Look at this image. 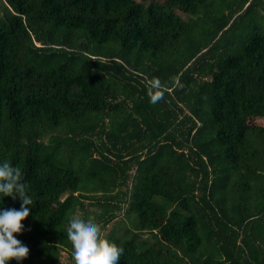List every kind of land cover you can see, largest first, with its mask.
Instances as JSON below:
<instances>
[{"label":"trees","instance_id":"obj_1","mask_svg":"<svg viewBox=\"0 0 264 264\" xmlns=\"http://www.w3.org/2000/svg\"><path fill=\"white\" fill-rule=\"evenodd\" d=\"M260 119L264 0H0V163L33 199L12 264H74L75 215L118 264H264Z\"/></svg>","mask_w":264,"mask_h":264},{"label":"clouds","instance_id":"obj_2","mask_svg":"<svg viewBox=\"0 0 264 264\" xmlns=\"http://www.w3.org/2000/svg\"><path fill=\"white\" fill-rule=\"evenodd\" d=\"M152 103L163 98L164 85L159 79L148 82ZM29 185L19 167L4 161L0 163V196L21 201V208L0 210V264H12L28 258L30 249L16 238L24 231L23 222L30 216L33 199L28 194ZM72 246L74 264H118L124 249L110 242L93 218L73 216L66 229Z\"/></svg>","mask_w":264,"mask_h":264},{"label":"rangeland","instance_id":"obj_3","mask_svg":"<svg viewBox=\"0 0 264 264\" xmlns=\"http://www.w3.org/2000/svg\"><path fill=\"white\" fill-rule=\"evenodd\" d=\"M175 12H176V14H178L179 16H181V17H185V14H184L182 11H180V10H176ZM256 123L259 124V125H262V124H264V119L257 120ZM119 220H121V219H118V220H117V223L119 222ZM110 227H112V226H110ZM119 227H120L121 229H128V230H129V229H132L131 222L128 221L127 219H125V218H124V221L121 222V223L119 224Z\"/></svg>","mask_w":264,"mask_h":264}]
</instances>
